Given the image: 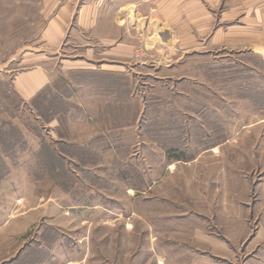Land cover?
<instances>
[{
  "label": "rangeland",
  "instance_id": "obj_1",
  "mask_svg": "<svg viewBox=\"0 0 264 264\" xmlns=\"http://www.w3.org/2000/svg\"><path fill=\"white\" fill-rule=\"evenodd\" d=\"M96 1L78 0L76 9L0 0V131L9 134L12 124L24 143L13 151L0 145L7 170L0 172L2 253L26 256L48 225L56 230L49 240L60 239L53 255L43 253L51 255L47 264H264V103L253 82L219 83L202 66L243 64L250 51L240 40L204 44L197 5L192 18L178 10V34L168 39L151 2ZM63 5L72 25L80 11L97 17V33L81 39V48L112 39L140 51L130 64L135 115L128 108L129 115L105 124L104 99H76V74L62 69L84 57V48L71 44V29L64 45L42 50L45 25ZM188 26L192 41L183 32ZM41 63L51 84L39 98L23 99L14 80ZM205 107L224 132L214 131ZM171 112L180 122L152 126V118ZM119 120L128 129L116 128ZM43 143L65 168L45 163Z\"/></svg>",
  "mask_w": 264,
  "mask_h": 264
},
{
  "label": "crops",
  "instance_id": "obj_2",
  "mask_svg": "<svg viewBox=\"0 0 264 264\" xmlns=\"http://www.w3.org/2000/svg\"><path fill=\"white\" fill-rule=\"evenodd\" d=\"M43 1L48 2V0ZM102 1L107 7L114 0ZM139 1L151 2L154 16L162 24H165L166 29L164 31L168 39L172 37L175 39V34H178L176 31L178 10H183L186 14L185 16L189 14V17L192 18V8L197 5L196 10L201 13L204 19L201 25L202 35L207 36L203 40L204 44L219 48V45H225L229 41L240 40L242 42L240 44H243L250 51V54L254 56V63L251 62L249 64L252 65L251 68L256 73L255 76L263 78L262 83L264 84V71L261 69L264 65V56L260 55V53H264V0H200L201 5L199 6L197 4L198 0H126L124 4H134ZM53 2H63L69 5L74 3L76 4L75 8H78V0H53ZM226 2L229 8L224 7ZM124 4L122 3L118 8L123 9ZM216 7L219 8V11L213 12L212 9ZM69 13L67 7L63 5L62 11H59L58 14L52 17L50 22L46 23L43 34L47 44L44 45L45 48L42 50H56L62 44L64 45L65 41L63 42L62 38L71 29L73 33L71 44L77 52L85 47L82 46L81 48V45H79L82 44L81 39L84 40L87 34L97 33L99 27L97 26L96 15L88 14L87 16L82 11L77 12V15L75 13L73 17L75 24L72 25L70 24V19L71 22L73 21ZM155 25H149L148 29L154 32ZM71 26L73 28H70ZM171 29L176 32H172ZM159 30L160 27L157 28L156 32L160 33ZM183 32L186 35V40L192 41L190 38L193 37L191 26L185 27ZM53 36H56V40ZM79 36L80 42H76V37ZM99 41L87 46L88 48H84V57L76 56V60L68 61L63 65L62 69L76 74V99H80L82 94L93 100L101 101L104 99L105 106L99 112L102 111L100 114L104 117L105 124L107 122L111 125L112 115H118L120 118L123 115H129V112H127L128 108H132L131 111L133 113L131 115L136 114L138 107L134 100L137 95H135L134 89H132L130 84V64L133 59L140 56L138 54L140 51L131 45L122 44L112 39L104 42L99 39ZM186 46H192V42L186 44ZM51 76L52 73L49 67L41 63L28 72L20 73L14 80V84L23 99L32 100L51 84ZM119 121L121 125L116 128L128 129L129 126L122 125L124 122L122 123V120ZM0 227H2L1 223ZM11 227L8 228V231L12 229ZM48 227L47 225L41 235L39 245L34 248L27 247L26 256L13 254L7 257L2 251L8 250V247L6 246L3 249L2 244H0V264H22L23 260L24 264H47L44 260L49 259V256L53 255V250L59 245L57 242L60 239L57 237L58 239L51 238L49 240L47 236L49 231L53 233V230H56H49ZM43 248H45V251H42ZM60 248L58 247V249ZM49 251H51V255L46 256V254H43L45 252L49 254ZM15 253L17 252L15 251ZM44 257H47V259H43ZM11 258L12 260H10ZM20 258L21 260L18 262ZM53 259L54 257L52 256L51 260Z\"/></svg>",
  "mask_w": 264,
  "mask_h": 264
},
{
  "label": "trees",
  "instance_id": "obj_3",
  "mask_svg": "<svg viewBox=\"0 0 264 264\" xmlns=\"http://www.w3.org/2000/svg\"><path fill=\"white\" fill-rule=\"evenodd\" d=\"M254 56H252V54H249L246 57V60H243V64L242 63H237V62H233V65H222V66H214L211 65L209 63H203V70L206 72L205 75L207 74V76L209 77H215L217 79V81H219V83H227L229 80L231 82L234 83H240V82H244L246 84H250V83H254L253 84V91L255 94H260L257 95V97L263 101L264 103V88L261 86V81L260 82V78L263 79L261 76H255L256 73L253 71V69L249 66H247L246 61L250 60L251 62L254 61L253 59ZM256 83H260L259 85H256ZM47 88V87H46ZM45 88V89H46ZM44 90V89H43ZM42 90V91H43ZM42 91L35 97L39 98L38 96L40 94H42ZM202 114H204L205 116H207L208 120L213 122L212 124L215 126L214 131L216 132H224L225 128H223L220 120L217 118V116L212 113L209 110L206 109H202ZM180 122V116H177L174 112L169 113L168 115H166L165 119L163 120H159V118L154 117L152 118V126H155L156 124H159V126L165 127L166 125H171L174 124V122ZM158 122V123H156ZM10 125V124H9ZM10 128V133H8V131H0V145L5 148L6 150H14L15 147H18L23 143L21 134L19 133L18 129L14 128L12 126V124L9 126ZM17 145V146H16ZM15 146V147H14ZM41 152L44 154V158L46 159L45 163H48V165L51 167H60V168H65V164H64V159L61 158L59 156V154L55 151H53L52 149H50V147L46 144L43 143L42 145V149ZM175 154V153H174ZM177 154V153H176ZM60 161V162H59ZM1 163V161H0ZM62 163V164H59ZM64 164V166H63ZM0 172L1 173H7L6 168H4L3 166L0 167Z\"/></svg>",
  "mask_w": 264,
  "mask_h": 264
}]
</instances>
